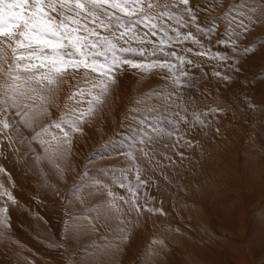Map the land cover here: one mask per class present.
<instances>
[{"label":"rangeland","instance_id":"obj_1","mask_svg":"<svg viewBox=\"0 0 264 264\" xmlns=\"http://www.w3.org/2000/svg\"><path fill=\"white\" fill-rule=\"evenodd\" d=\"M168 3L175 16L164 18L167 36L159 28L154 30L155 36L145 35L152 30L138 27L137 37L130 44L117 41L118 46L143 48L144 57L126 54L123 59L149 65L148 68L120 64L106 79L90 73L89 79L86 78L89 82L83 81V86L64 79L65 72L50 76L44 81L57 88L56 96L64 91L65 97L69 96L66 101L71 103L57 104L59 100L55 98L54 102L45 105L37 103L29 111V106L24 105L26 96L21 94L26 89L12 96L15 108L9 106L8 95L0 90V99L3 97L0 100V120L9 125L5 129L0 124V179L4 181L0 184V245L5 247L0 253V264H127L125 254L130 243L134 244L138 229L145 223L150 224L152 214L167 216L172 221L167 222L171 228H161L168 233L166 236L160 232L156 256L155 250L139 249L134 253L133 264H177V247L184 252L180 259L184 262L180 264H228L230 258L223 251L224 245L231 249L238 247L247 259L244 260L246 264H264V0H189L188 5L179 4V7L176 6L177 0H168ZM161 40L165 43L161 44ZM8 50L6 54L0 51L1 71L4 63L7 64L14 55ZM160 64L164 67H159ZM75 73L79 75L76 78L85 77L83 69ZM126 77L129 83L142 89L132 88L127 102L129 106L125 107L122 118L117 116L112 121L107 115H115L119 110L114 101L121 100L120 83ZM152 79L153 83L146 85ZM44 81H40L43 86L47 85ZM75 84L78 86L74 87ZM13 85H16L13 90L23 88ZM166 86L175 87L172 91H175L176 102L164 101V93L170 90ZM31 92L26 95L30 96ZM107 99L113 101L106 105ZM161 107L165 110L164 115L159 113ZM21 109L24 112L27 109V112L21 114ZM204 112L208 113L207 117H200L204 124H196L193 113ZM175 113L193 122L197 140H209L208 145L201 148L206 150L205 155H202L203 150L199 154L193 152L194 164L205 158V170L212 176L209 191L206 189L210 200H205V207L198 199L200 191L195 192L198 197L194 201L186 204L185 199L179 200L182 194L188 193L182 192L184 188L174 180L171 172L178 168L180 174L181 167L173 165L166 152V149L171 151L172 148L174 152L191 147L192 151L199 143L196 138L188 137L193 129L176 132L172 139L157 137L155 131H172L167 121L174 120ZM17 114L20 120L16 118ZM141 122H144V129L140 128ZM250 122L255 126L251 136ZM217 123L223 128L219 137ZM95 128L99 141L91 149L87 146L79 163L75 162L74 150L79 148L77 137L86 138ZM237 135H240V143L248 136V154L243 162L237 151ZM149 137L152 138L151 144L147 142ZM213 137H217L215 143ZM24 140L36 150L31 154L33 157L29 155L31 151L20 150L22 159L25 156L30 162L33 160L35 166L32 168L20 160L14 164L6 162L9 154L3 151V145L8 147V143L16 145L17 141ZM234 141L235 158L239 155L238 170L233 167L231 170L230 155H223L221 151L220 157H211L207 153L217 143H227L225 146L229 149L231 146L234 152ZM256 145L261 152L254 151L257 153L254 155ZM36 147L40 150L37 151ZM148 148L159 151L153 160L144 161L148 156H144L141 150ZM149 164L154 169L147 166ZM236 175H241L243 181L245 179L243 185L237 184ZM186 181L191 185L188 178ZM256 184L261 192L257 191ZM244 186L250 197L247 201L250 208L242 194ZM83 195L87 198L86 203H82ZM39 204L46 211L39 210ZM14 205L29 207L23 213L34 223L32 227L13 229L18 219L12 214ZM180 207L184 208L185 214L195 217L184 221ZM241 210L244 213L242 220L239 216ZM208 212L212 216L205 219ZM177 234L191 239L192 250L186 247L189 249L186 252V248L173 244L172 237ZM250 240L255 243L251 244L252 257L248 258L246 242Z\"/></svg>","mask_w":264,"mask_h":264},{"label":"snow or ice","instance_id":"obj_2","mask_svg":"<svg viewBox=\"0 0 264 264\" xmlns=\"http://www.w3.org/2000/svg\"><path fill=\"white\" fill-rule=\"evenodd\" d=\"M177 2L189 4V0ZM170 8L168 0H0V44L12 48L14 54V65L9 67L8 75L14 81L23 79L29 83L48 80L50 76L62 75L69 69L73 72L83 69L85 78L95 73L97 77L106 79L120 64L148 68L149 65L123 59L126 54L144 57L143 48L118 46L117 41L130 44L137 37L138 27L152 30L145 35L155 36L154 30L159 28L167 36L164 18L175 16ZM18 50L20 55L16 56ZM158 66L164 67L163 64ZM7 87L14 89L16 85L7 84ZM207 115V112L193 113L195 123L203 125L205 121L200 117ZM167 123L172 131L156 129L157 137L172 139L174 133L190 132L193 127L192 121L178 113ZM0 124L5 129L9 126L3 120ZM144 127V122H141L140 128ZM147 142L151 144L152 138L149 137ZM153 150L141 151L144 156H149Z\"/></svg>","mask_w":264,"mask_h":264},{"label":"bare ground","instance_id":"obj_3","mask_svg":"<svg viewBox=\"0 0 264 264\" xmlns=\"http://www.w3.org/2000/svg\"><path fill=\"white\" fill-rule=\"evenodd\" d=\"M176 6H178L179 7V3H176ZM177 11V10H176ZM179 12V11H178ZM180 13V12H179ZM0 46H1V48H0V51L1 52H4L5 54H6V50L7 49H9L8 51H12V48H10V47H7V45L6 44H0ZM13 47H15V45L13 44ZM7 51V52H8ZM13 53V52H12ZM11 53V54H12ZM8 54H9V52H8ZM7 54V55H8ZM15 55L16 56H18V55H20V51L18 50L16 53H15ZM1 56V55H0ZM11 57V56H10ZM10 57H8V58H10ZM6 58V57H5ZM9 60V59H8ZM12 62H14V55L11 57V59H10V61H7V64H5L4 62V67H3V70L1 71L0 70V90L3 92V91H5V94L6 95H8V102H9V106H13L14 107V104H13V99H12V96L16 93V92H21L23 89H26L24 92H21V94L25 97L26 96V100H25V103H24V105H26V106H29L28 107V111L30 110L29 108L30 107H35V104H37V103H41L40 105H45V103H51V102H54L55 101V98H58V100H59V103H57V104H60V103H62L63 105H66V104H68V103H71V101H66L67 99H68V97H65L66 95L64 94V91H63V94L62 93H59L57 96H56V94H57V92H56V89L55 88H53V87H51V83H46L45 81V84H47V85H42V83H40V81L39 82H37V81H33V82H29V83H25V81L23 80V79H21V80H19V81H14V80H12L11 79V77L8 75V71H9V67L10 66H12L11 65V63ZM0 65H2V63L0 64ZM214 65V64H213ZM212 67V66H211ZM213 68V67H212ZM65 73H67V74H65V78L64 79H70V80H73V81H75L76 83H78V84H82L83 83V81H85V83L86 82H89V80H86V78L84 77H82L81 76V78L80 77H78V78H76V76H79L78 74H76L75 72H65ZM71 73V74H70ZM214 73V72H213ZM12 74H13V76L15 75V70H14V68H13V72H12ZM170 78V77H169ZM169 78H167L168 80H169ZM61 79H62V77H61ZM87 79H89V78H87ZM123 79V81L120 83V84H122V87H121V89H120V94H121V100L120 101H114V103H116L115 104V106L117 107V109H119L118 111H117V113H115V115L114 114H112V115H107V116H109V117H111L112 118V121H113V118H115V117H120V119L122 118V115H123V112H124V109H125V107L126 106H129V104L127 103L128 102V99H129V92H131V90H132V88H135V86H136V89L137 90H140V89H142V87L140 88V87H138L137 85H134V84H132V83H129V78L128 77H126V78H122ZM161 79V78H160ZM58 80V79H57ZM133 81V80H132ZM150 81V80H149ZM56 82V81H55ZM58 82V81H57ZM54 82H52V84H53ZM74 83V82H73ZM128 83V84H127ZM149 84H146V85H150V84H152L153 83V79H152V81H150V82H148ZM7 84H17L19 87H23V88H21L20 90L19 89H16V90H13V89H9L8 87H7ZM64 84V83H63ZM70 84H71V81H69V86H70ZM78 84H75V86L74 87H76V86H78ZM22 85V86H21ZM55 85V84H54ZM57 85H58V83H57ZM74 85V84H73ZM89 85V84H88ZM90 85H92V84H90ZM146 85H144V87L146 86ZM60 86V85H59ZM68 86V85H67ZM81 86H83V85H81ZM56 87V86H55ZM65 87V86H64ZM85 87V86H84ZM163 88V87H162ZM165 88H167V90H169V91H171L170 93H168L169 91H167V92H163L164 93V101L166 102V100H167V102L168 103H174V101H175V99H176V96H175V91H172V88H175V87H173V86H169V87H165ZM58 89H60V88H58ZM249 89V88H248ZM251 89V88H250ZM249 89V90H250ZM31 91H33V92H31ZM59 91V90H58ZM74 91V90H73ZM72 91V92H73ZM163 91H165V90H163ZM252 91V90H251ZM29 92H31V94H30V96H27L26 94H28ZM60 92V91H59ZM70 93V92H69ZM62 94V95H61ZM118 94V93H117ZM120 94H118V95H120ZM119 97V96H118ZM162 97V96H161ZM2 98L3 97H1V101H2ZM78 98V97H77ZM110 98V97H109ZM108 98V99H109ZM175 98V99H174ZM107 99V102H106V105H109L113 100H111V101H109ZM115 99V98H114ZM78 101V100H77ZM109 101V102H108ZM57 102V101H56ZM176 102V101H175ZM113 103V104H114ZM168 103H165L166 105L168 104ZM164 104V105H165ZM0 105H2V104H0ZM165 105V106H166ZM170 105V104H169ZM4 106V105H3ZM6 106V105H5ZM168 106V105H167ZM61 107V106H60ZM66 107V106H65ZM64 107V108H65ZM157 107V106H156ZM1 108V107H0ZM15 108V107H14ZM25 108V107H24ZM51 108V107H50ZM62 108V107H61ZM165 108V107H164ZM168 109H170V108H168ZM32 110V109H31ZM50 110V109H49ZM19 111V110H18ZM59 111V110H58ZM63 111V110H62ZM160 111V110H159ZM25 112H27V109L25 110ZM24 111H23V109H21V111H20V113L21 114H23V113H25ZM164 112H165V110L161 107V112H159V113H161V115H164ZM171 112V111H170ZM247 112V111H246ZM9 113V112H8ZM19 113V112H18ZM127 113V112H126ZM159 113H158V116H159ZM248 113V112H247ZM3 114V113H2ZM1 114V115H2ZM249 114V113H248ZM28 115V114H27ZM55 115V114H54ZM53 115V116H54ZM168 115V114H167ZM17 117L16 118H19V120L21 119L19 116H18V114L16 115ZM52 116V117H53ZM57 117V116H56ZM1 118V117H0ZM9 118H10V116H9ZM127 118V117H126ZM125 119V118H124ZM47 120V119H46ZM48 120H49V118H48ZM53 120V119H52ZM55 120V119H54ZM53 120V121H54ZM16 121V120H15ZM120 121V120H119ZM44 122V121H43ZM239 122V121H238ZM46 123H47V121H46ZM123 123V122H122ZM125 123V122H124ZM43 124V123H42ZM38 126V125H37ZM124 126V125H123ZM245 126V125H244ZM19 127V126H18ZM90 127V126H89ZM217 127H218V130H217V135H218V137L220 136V133L223 131V128H222V126H221V128H220V123H217ZM45 129V128H44ZM193 129V128H192ZM81 130H84V129H81ZM225 130V129H224ZM243 130V129H242ZM90 131V130H89ZM108 131H110V130H108ZM194 133L196 132V130H192ZM254 131H255V126H254V124H252L251 122H250V128H249V134H250V136L254 133ZM91 133H89V135H88V137H86V138H79V137H77L78 139H79V141L77 140V142H78V144H79V148H75V150H74V156H75V162H77V163H79V161H80V159L82 158L81 156L83 155L84 156V151H85V149L87 148V146L91 149V147L92 146H94V145H96V143L99 141V137H98V132H97V130H96V128L95 129H93V132H92V130L90 131ZM111 132V131H110ZM193 132H191L190 134H189V138H196L195 140H196V142L198 143V144H196L195 145V148L191 151V148H189V149H176L174 152L172 151V148H171V151L169 150V149H166V152H167V158H168V160H170V162L173 164V165H175V166H180L181 167V169L179 170V171H181V173L180 174H178L177 173V171H178V168H177V170L175 171V172H171L172 173V175H173V177H175L174 178V180L176 181V182H178V183H180L181 184V186L184 188V190L182 191V192H186V193H188L187 195L185 194V195H183L182 194V196H181V198H179V200L181 201V200H183V199H185V201H183L184 203H188V202H190V201H194V200H196V198L198 197L197 195H195V192L196 191H200L201 193H200V198H198L200 201H201V204H203L202 206L203 207H205V205H206V202H205V200L207 201V199H209L210 200V195H207L206 194V189H208V191H209V183L211 182V178H212V176H210L207 172H206V170H205V166H206V161H204V159L205 158H203L202 159V161H200V163H196V164H194V162L193 161H196V160H194V158H195V154H193V152L194 153H196V154H199V153H201L202 152V150L203 149H201V148H203V147H205V146H207L208 145V141H199V140H197V132H196V134H194ZM40 133V132H39ZM233 133V132H232ZM25 134V133H24ZM63 134H65V133H63ZM199 134V133H198ZM39 135V134H38ZM66 135H67V133H66ZM200 135V134H199ZM243 135V134H242ZM47 136V135H46ZM87 136V135H86ZM180 136V135H179ZM178 136V137H179ZM201 136V135H200ZM216 136V135H215ZM238 136V135H237ZM240 136V135H239ZM238 136V146H237V151L241 154V161L243 162L244 161V158L246 157L245 155H247L248 153V151L246 152V146L248 145L247 143H248V136H247V140L246 141H242L241 143H240V137ZM33 137V136H32ZM48 137H50V136H48ZM107 136H105L104 138H106ZM6 138H9V137H6ZM66 138V137H65ZM182 138H183V136H182ZM251 138V137H250ZM11 139V138H10ZM25 139V138H24ZM27 139V138H26ZM29 139V138H28ZM27 139V140H28ZM31 139V138H30ZM63 139V138H62ZM67 139V138H66ZM213 139H214V137H213ZM14 140V139H13ZM27 140H24L23 142H18L17 141V144L15 145V143H8V147L6 146V144L5 145H3L4 147H3V151L4 152H6L7 154H9V160L8 161H6L7 163L9 162H11V163H13L14 164V162H17L18 160H20V161H22L23 162V164H26V167H28V168H32V167H34L35 165H34V163L31 161L30 162V160H29V157H23V159H22V155H21V152H20V150H26L27 152L28 151H31V152H29L30 154V156L31 157H33L31 154L33 153V152H36V150H34V149H32V148H34V147H32V145H31V143H27ZM32 140V139H31ZM30 140V141H31ZM114 140V139H113ZM194 140V139H193ZM192 140V141H193ZM235 141H236V139H234ZM7 141V140H6ZM180 141V140H179ZM185 141V140H184ZM214 141V143L217 141V137L213 140ZM235 141L233 142V147H234V149L233 150H235ZM8 142V141H7ZM32 142V141H31ZM190 142V141H189ZM230 142V141H229ZM176 143V142H175ZM180 143V142H179ZM62 144V143H61ZM168 144V143H167ZM177 144V143H176ZM225 144H227V143H217L216 144V146H214L215 148L213 149V150H210V151H208L207 153L208 154H211L210 156L212 157V156H216V157H220V152L222 151V153H223V155H226V156H231V160L229 161V165H230V168H231V170H232V167H233V169L234 170H236L237 169V167H239L238 165H239V158H238V156H237V158H235V155L237 154V151L235 150L234 152L233 151H231V146H230V149L227 147V146H225ZM182 146V145H181ZM188 146V145H187ZM211 146V145H210ZM15 147L17 148V153H18V157L16 156V152H15ZM185 147V146H184ZM232 147V148H233ZM253 147V146H252ZM19 148H21V149H19ZM37 148V147H36ZM35 148V149H36ZM208 148V147H207ZM258 146L256 145L254 148H253V153H254V155L255 154H257V153H260L261 151L259 150L258 151ZM149 149L150 148H148L147 150H145V151H149ZM38 150H40V149H38L37 148V151ZM159 150L158 149H156L155 151H151L149 154H150V156H148L144 161H148V158H150V159H152L153 160V156L158 152ZM206 152V150H203V152ZM257 152V153H255V152ZM205 152L202 154V155H205ZM246 152V153H245ZM16 153V154H15ZM40 153V152H39ZM86 153V152H85ZM181 153L183 154V155H181ZM72 154V153H71ZM251 155V154H250ZM263 155V154H262ZM181 156H184L185 157V159H184V157H181ZM229 156V157H230ZM253 156V155H252ZM203 157V156H202ZM202 157H200V158H202ZM226 158V157H225ZM254 158H255V156H254ZM258 158V157H257ZM256 158V159H257ZM77 159V160H76ZM246 159H248V158H246ZM7 160V159H6ZM29 160V161H28ZM83 160V159H82ZM81 160V161H82ZM254 162H256V161H254ZM21 163V162H20ZM76 163V164H77ZM147 163V162H146ZM222 163H224V161L222 160ZM253 163V162H252ZM22 165V164H21ZM172 165V166H173ZM253 165V164H252ZM24 166V165H23ZM147 166H152V169H154V166L153 165H151V164H149V165H147ZM251 166V165H250ZM10 167H13V165L11 164V166ZM59 167V166H58ZM27 168V169H28ZM213 168V167H212ZM173 169H175V168H173ZM239 169V168H238ZM237 169V170H238ZM251 169V168H250ZM42 170V169H41ZM242 170H244V169H242ZM247 170H249V169H247ZM254 170V169H253ZM112 171V170H111ZM172 171V170H171ZM255 171H257V170H255ZM263 171V170H262ZM235 172V171H234ZM68 173V172H67ZM72 173V172H71ZM112 173H114V172H112ZM237 173H238V171H237ZM218 174V173H217ZM107 175V174H106ZM214 176V175H213ZM70 177V176H69ZM236 177H238V185L239 186H241V185H243V183L245 182V179H244V181H243V177L241 176V175H236ZM245 177V176H244ZM186 178H188V181L191 183V185L190 184H188V182L186 181ZM201 179V181H198V179ZM234 178V177H233ZM247 179V178H246ZM96 180V179H95ZM1 182H4L2 179H0V184H1ZM141 182V181H140ZM217 182V181H216ZM7 183H9L10 184V182H8L7 181ZM220 183V182H219ZM248 183V182H247ZM3 184V183H2ZM213 184V183H212ZM220 184H222V183H220ZM237 184H235V186H234V188L236 189V192H237ZM249 185V184H248ZM257 185V184H256ZM230 186V185H229ZM9 187H10V185H9ZM193 187V188H192ZM221 187V186H220ZM245 187V186H244ZM248 187V186H247ZM192 188V189H191ZM249 188V187H248ZM264 188V187H263ZM116 189V188H115ZM247 188L245 187V189H244V191L242 192V194L245 196V202H246V205H247V201L249 200V196H247L246 195V193H247V190H246ZM253 189V188H252ZM256 189H259V190H257V191H259V192H261L262 190H260V187L257 185L256 186ZM262 189V188H261ZM12 189H11V187H10V191H11ZM193 190H194V192H193ZM231 190V189H230ZM5 191V190H4ZM144 191V190H143ZM146 191H147V189H146ZM216 191V190H215ZM225 191V190H224ZM239 191V190H238ZM8 192V191H7ZM119 192V191H118ZM150 192V191H149ZM189 193H191V195L189 194ZM234 193V192H233ZM9 196H10V194H9V192L7 193ZM6 194V195H7ZM12 194H13V192H12ZM30 194V193H29ZM238 194V193H237ZM5 195V196H6ZM24 195H26L25 193H24ZM31 195V194H30ZM114 195V194H113ZM147 195V194H146ZM239 195V194H238ZM242 195V196H243ZM8 196V197H9ZM116 196V195H115ZM118 196V195H117ZM240 196V195H239ZM196 197V198H195ZM241 197V196H240ZM151 198V197H150ZM154 198H155V196H154ZM227 198V197H226ZM7 199V198H6ZM91 199V198H90ZM214 199V198H213ZM241 199H244V198H241ZM264 199V198H263ZM120 200V199H119ZM216 200V199H215ZM234 200V199H233ZM238 200V199H237ZM86 201H87V198H85V196L83 195L82 196V203H86ZM264 201V200H263ZM26 202V201H25ZM160 202V201H159ZM208 202V201H207ZM258 202V201H257ZM158 203V202H157ZM200 203V202H199ZM229 203V202H228ZM240 203V202H239ZM225 204V203H224ZM231 204V203H230ZM38 205V204H37ZM245 205V204H244ZM50 206V205H49ZM229 206H231V205H229ZM39 210H40V208L42 209V211H46V209L44 208V206L42 207V204H39ZM209 207H211V206H209ZM247 207L248 208H250L251 206L250 205H247ZM125 208V207H124ZM172 208V207H171ZM228 208V207H227ZM243 208V207H242ZM29 209V207H26V206H16V205H14L13 206V210H12V214L14 215V216H18V219H16V222L17 223H14L13 224V229L15 230L16 229V227L17 226H20L19 228H24V226H33L34 225V223L28 218V217H26L25 215H24V213H25V211L26 210H28ZM173 209V208H172ZM179 209V211H180V213H181V218L184 220V221H186V220H188V221H191V218L192 217H195V216H193V215H191V214H189V215H187V214H185V211H184V208H182V207H180V208H178ZM207 209V208H206ZM212 209V208H211ZM105 210V209H104ZM32 211L34 212V210L32 209ZM42 211H40V212H42ZM193 211V210H192ZM206 211V210H205ZM213 211V210H212ZM243 211H244V209H243ZM243 211L241 210L240 211V214H239V216H240V218H241V220H242V217H241V215H244V213H243ZM24 212V213H23ZM207 212V211H206ZM245 212V211H244ZM59 213V212H58ZM57 213V214H58ZM93 213H95V212H93ZM121 213V212H120ZM61 214V213H60ZM125 214V213H124ZM193 214V213H192ZM207 214V213H206ZM135 215V214H134ZM215 215V214H214ZM28 216H30V215H28ZM99 216H101V215H99ZM126 216V215H125ZM211 213H209L208 212V214L207 215H205L204 216V218L206 219V218H211ZM138 218V217H137ZM188 218V219H187ZM203 218V219H204ZM106 220V219H105ZM181 220V219H180ZM196 220H197V218H196ZM103 221V220H102ZM144 221H146V220H144ZM172 222L167 216H159L158 214L156 215V214H152L151 215V217H150V224H148V225H143V227L141 228V229H138V231L136 232L137 233V236H136V238H135V242H134V244L133 245H131V243H130V246H129V248H128V253L127 254H125V259L127 260V264H133L132 262H133V259L135 258V254L137 253L136 251H138L139 249L141 250V251H144V250H147V248L149 249V250H155L154 251V254H155V256H156V254L159 252V246H160V235L162 234H160V232H163V231H161V228L162 227H166V228H171V226L167 223V222ZM209 221V220H208ZM144 223V222H143ZM104 225V224H103ZM110 226V225H109ZM111 227V226H110ZM2 228V226H0V229ZM165 228V229H166ZM6 228H4V230H5ZM8 230H11L9 227L7 228ZM110 229V228H109ZM105 230V229H104ZM108 230V229H107ZM106 230V231H107ZM109 231V230H108ZM169 231V230H168ZM171 232V231H170ZM167 231H164L163 232V234L164 235H166L167 236ZM174 233L175 232H173V234L172 235H174ZM162 238V237H161ZM172 239L173 240H175L174 242H173V244L175 243V244H179V245H181L183 248H186V247H189V249H191L192 250V246L191 245H189V243L191 242V239H189L188 237H186L184 234H182V235H179V234H177L176 236H173L172 237ZM162 240V239H161ZM95 241V240H94ZM252 242L253 243H255L253 240H250V241H247L246 242V246L248 247V251H247V253H248V258H249V256L250 257H252V253H251V244H252ZM172 244V243H171ZM154 246L155 247H157V248H155V249H153L154 248ZM172 246V245H171ZM2 247H4L3 246V244H1L0 245V253H1V251H2ZM145 247V248H144ZM244 247V246H243ZM5 248V247H4ZM235 248V247H234ZM231 249V248H229V247H227V245H224L223 246V251L226 253V254H228V258H230V259H228L229 260V262H228V264H246V262H244V260L246 259L244 256H242L241 255V250L238 248V247H236L237 249ZM144 249V250H143ZM189 249H185L184 251H186V252H189ZM127 251V250H126ZM150 252V251H149ZM177 252L179 253V256H177V258H178V261H179V263H177V264H180L181 262H184V261H180V259L182 260V254H184V252L183 251H181L178 247H177ZM135 253V254H134ZM146 253V252H145ZM201 254H203L202 252H201ZM11 255V254H10ZM139 255L141 256L142 254L141 253H139ZM150 256V255H149ZM0 257H1V255H0ZM15 257V256H14ZM139 257V256H138ZM221 258V257H220ZM139 259V258H138ZM155 260V259H154ZM247 260V259H246ZM124 261V260H123ZM158 264V263H157Z\"/></svg>","mask_w":264,"mask_h":264}]
</instances>
